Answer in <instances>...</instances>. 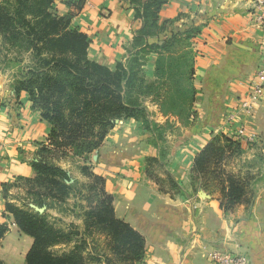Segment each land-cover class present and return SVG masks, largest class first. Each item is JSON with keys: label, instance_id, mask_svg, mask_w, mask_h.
Wrapping results in <instances>:
<instances>
[{"label": "crops", "instance_id": "crops-1", "mask_svg": "<svg viewBox=\"0 0 264 264\" xmlns=\"http://www.w3.org/2000/svg\"><path fill=\"white\" fill-rule=\"evenodd\" d=\"M251 3L168 0L157 13L162 28L147 36L146 44L156 48L176 32L196 30L189 37L196 118L185 128V140L172 148V171L180 181L196 153L218 132L230 136L243 128L245 138L252 136L264 145V97L253 101L249 113L238 109L260 61L261 33L253 25ZM51 9L58 16H70L71 26L86 35L89 60L111 70L124 62L142 28L138 11L127 0H82L76 6L69 0H53ZM156 52L152 49L148 55L149 74ZM13 80L0 73V223L5 222L2 185L33 177L31 162L40 145L47 144L50 129L28 94L13 91ZM138 129L134 118L115 121L91 160L92 170L104 178V190L113 197L116 216L143 236L146 263L213 264L207 254L218 250L243 254L250 264H264V169L259 174L263 184L249 205L223 211L217 198L198 193L199 200L188 204L146 177L143 159L152 148L146 141L132 140ZM14 228L18 231L8 225L4 240ZM19 234L16 245L28 250L32 239Z\"/></svg>", "mask_w": 264, "mask_h": 264}, {"label": "trees", "instance_id": "trees-1", "mask_svg": "<svg viewBox=\"0 0 264 264\" xmlns=\"http://www.w3.org/2000/svg\"><path fill=\"white\" fill-rule=\"evenodd\" d=\"M81 1L69 0V3L76 6ZM127 1L141 18L140 36H150L162 28L157 24V13L168 0ZM52 2L0 0V59L23 53L36 59L33 67L12 83V89L15 93L25 91L28 94L33 109L39 111L50 129L47 144L40 145L35 160L31 162L33 177L17 180L30 183L31 189L27 192L30 200L37 207L46 208H51L55 203H65L67 198H76L81 194L78 182H69L67 172L50 162L53 156L67 151L74 156L91 153L101 145L115 121L136 117L133 107L123 101L121 88L130 81L129 74L124 75L123 63H116L111 70L89 60L86 35L71 26L70 16L55 14L51 9ZM195 31V28L186 31L185 38L189 39ZM175 34L166 42L171 43ZM150 47L154 50L157 48V52L164 49L162 44L156 48L154 45ZM187 66L191 81V64ZM191 90L194 93L193 87ZM239 145L231 137L219 134L214 135L196 153L191 173L201 178L202 188L209 189L206 180L213 179L214 164L223 160L227 152L237 151ZM82 170L95 182L85 186L86 193L82 196H87L89 200L83 213L84 234L103 231L104 237L108 238L105 247L112 255L111 258L106 255L100 258L96 254L93 259L104 264L140 261L144 255L143 236L115 217L113 199L104 190V179L86 167H82ZM221 176L222 197L218 201L223 211H230L237 205L251 204L253 193L248 187V173L223 172ZM8 187L9 184H4L1 189L5 199L3 216L10 214L18 230L32 239L25 255V264H86L78 253V246L54 256L48 248L61 239L69 241L73 233L53 226L45 213L9 203L5 195ZM7 231L8 225L0 223V245ZM83 239L80 241L83 242ZM74 255L78 256L79 263L73 260ZM0 264H3L1 260Z\"/></svg>", "mask_w": 264, "mask_h": 264}, {"label": "rangeland", "instance_id": "rangeland-1", "mask_svg": "<svg viewBox=\"0 0 264 264\" xmlns=\"http://www.w3.org/2000/svg\"><path fill=\"white\" fill-rule=\"evenodd\" d=\"M170 42L167 43L166 40H163L161 43L164 49L162 52H156L157 63L155 62L154 70L150 74L145 67L148 62V55L152 51L150 45L146 44L147 37L137 36L134 40V46L127 51L123 60L124 75L129 74L130 76L128 84L121 88L123 101L133 107L136 115L134 119L139 123V129L135 131L136 137L132 140L146 141L152 148V153L143 159V171L146 177L160 189L168 190L172 195L181 196L188 204H191V202L194 203L195 199L199 200L197 193L205 198L215 197L219 200L222 197L220 187L222 186L221 175L223 172L241 173V175L248 173V187L253 193V201L255 192L263 184V178L259 176L264 169V145L262 141L259 144L258 141L245 138V136L226 135L240 145L238 148L236 147L237 151L234 149L233 152H227L224 154L223 160H219L216 165L214 164V177L206 180L210 185L209 189L201 187L203 181L191 173V168L185 177L180 178L181 181L174 177L171 165L172 148L177 141L185 140L182 134L185 132V128L193 125L196 117L193 112L195 93L191 90L192 83L188 79L187 72V64H191L189 39L180 32H176L175 39ZM143 44L145 46L137 49ZM35 61L36 59L26 53L20 56L10 54L6 58L0 59V73L12 76L14 82L23 76L28 68L33 67ZM219 134L222 133L218 132L215 135ZM219 141L223 140L220 139ZM99 147L91 153L80 156H74L71 151H67L63 154L54 155L50 160L51 163L67 172L70 177L69 182H78L81 194L76 198L69 197L65 203H55L51 208L37 207L27 193L31 189L30 183L16 180L15 183L9 184L10 187L6 190V200L9 203L20 208L29 207L40 214L45 213L47 220L53 226L73 233L72 236L70 235L69 241L61 239L60 242L48 248L54 256L65 254L73 246H78V253L81 254L86 264H104V262L93 259L96 254L100 258H103L104 255L109 258L112 257L105 247L108 238L104 237L103 231L84 234L85 219L83 213L89 204V200L87 196H82L86 193L85 186L95 184V182L82 170V167H86L96 174L92 170L94 161L91 160V154ZM173 184L175 185L174 188L171 187ZM3 200L5 201L4 198ZM5 215L4 223L9 226L15 225L12 216L10 214ZM115 217L127 223L123 218L117 217L116 214ZM14 229L15 232H11V240L6 238V240L2 239L1 241L0 260L3 264H25V255L30 249L27 250L16 245L22 235L19 234V230L18 232L16 228ZM81 238H84L83 242L80 241ZM146 252L144 242L142 259L132 264H147ZM74 256L73 260L79 263L78 256ZM119 264H126V262H119Z\"/></svg>", "mask_w": 264, "mask_h": 264}, {"label": "built area", "instance_id": "built-area-1", "mask_svg": "<svg viewBox=\"0 0 264 264\" xmlns=\"http://www.w3.org/2000/svg\"><path fill=\"white\" fill-rule=\"evenodd\" d=\"M251 15L253 25L261 33L259 47L260 61L248 87L247 97L238 102V109L245 113L251 111L254 100H259L264 97V0H252ZM232 135L246 136L243 128L237 129ZM249 137V139L252 138V136ZM207 257L213 264H250L247 256L238 253L213 250L207 254Z\"/></svg>", "mask_w": 264, "mask_h": 264}]
</instances>
